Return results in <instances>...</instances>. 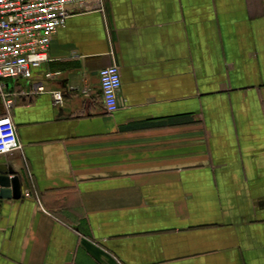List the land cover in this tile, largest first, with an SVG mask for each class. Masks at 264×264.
I'll return each mask as SVG.
<instances>
[{"label": "crops", "instance_id": "obj_1", "mask_svg": "<svg viewBox=\"0 0 264 264\" xmlns=\"http://www.w3.org/2000/svg\"><path fill=\"white\" fill-rule=\"evenodd\" d=\"M103 5L70 4L0 96L23 189L0 198V264H264V0Z\"/></svg>", "mask_w": 264, "mask_h": 264}, {"label": "built area", "instance_id": "obj_2", "mask_svg": "<svg viewBox=\"0 0 264 264\" xmlns=\"http://www.w3.org/2000/svg\"><path fill=\"white\" fill-rule=\"evenodd\" d=\"M70 4L97 10L104 8L103 0H0V96L7 98L8 80L30 79L34 70L49 60L52 38L66 24ZM98 73L105 107L112 113L118 108L122 85L120 67L111 64ZM52 74L47 72L45 76ZM36 90L43 92L45 87L39 85ZM53 96L57 102L63 100L62 91H53ZM20 147L17 128L10 115L0 117V154Z\"/></svg>", "mask_w": 264, "mask_h": 264}, {"label": "water", "instance_id": "obj_3", "mask_svg": "<svg viewBox=\"0 0 264 264\" xmlns=\"http://www.w3.org/2000/svg\"><path fill=\"white\" fill-rule=\"evenodd\" d=\"M22 192L19 177L16 175L10 177L8 171L0 169V198H19Z\"/></svg>", "mask_w": 264, "mask_h": 264}]
</instances>
